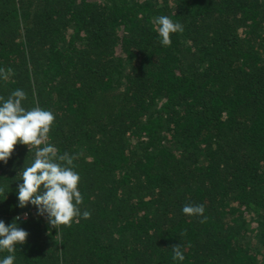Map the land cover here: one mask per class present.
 <instances>
[{
	"label": "trees",
	"instance_id": "16d2710c",
	"mask_svg": "<svg viewBox=\"0 0 264 264\" xmlns=\"http://www.w3.org/2000/svg\"><path fill=\"white\" fill-rule=\"evenodd\" d=\"M0 264H264V0H0Z\"/></svg>",
	"mask_w": 264,
	"mask_h": 264
}]
</instances>
